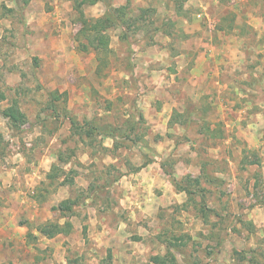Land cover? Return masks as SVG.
<instances>
[{
  "label": "rangeland",
  "instance_id": "obj_1",
  "mask_svg": "<svg viewBox=\"0 0 264 264\" xmlns=\"http://www.w3.org/2000/svg\"><path fill=\"white\" fill-rule=\"evenodd\" d=\"M82 1L0 0V108L17 102L26 115L19 128L0 115V208L8 209L0 217L17 233L0 242V264H154L168 252L178 264H264V227L248 217L264 205V181L257 175L254 188L248 182L234 196L236 187L215 174V162L200 177L189 171L188 161L197 166L194 155L211 147L184 146L181 130L170 135L156 114L169 116V106L164 110L160 99L148 111L135 71L139 53L157 42L155 23L180 43L174 23L205 1L225 26L238 13L244 29L249 0H102L87 5L85 16L88 0L80 6L88 19L129 5L121 26L108 30L110 50L100 58L81 49L89 43L77 10ZM167 85H155L156 95H169ZM105 131L117 135L114 142L103 145ZM169 184L192 194L177 198ZM65 200L74 203L67 212L73 230L49 239L38 228L65 223L57 209ZM258 213L264 219V210Z\"/></svg>",
  "mask_w": 264,
  "mask_h": 264
},
{
  "label": "crops",
  "instance_id": "obj_2",
  "mask_svg": "<svg viewBox=\"0 0 264 264\" xmlns=\"http://www.w3.org/2000/svg\"><path fill=\"white\" fill-rule=\"evenodd\" d=\"M194 1L197 3L199 0ZM249 2L244 29L237 24L238 13L226 11L224 17L231 13L229 15L234 22L225 26L222 13L212 12L205 1L199 4L198 13L185 11L174 23V32L179 28L177 31L182 34L180 43L176 42L171 29L163 30L160 23H155L159 29L157 42L142 50L135 64V71L141 78L139 90L148 92L147 108L148 103L152 106L160 99H164V110L169 106V116L164 117V112L156 113L161 121L167 122L165 129L169 128V134L183 131L187 142L183 145L189 148L198 147L201 143L211 147L202 156L194 155L198 165L194 166L193 161L190 164L189 160L188 170L197 172V177L198 174L200 177L203 168L206 166L207 169L209 162H215V174L229 177L231 186L236 187L234 196H241L245 192L243 186L248 182L249 189L254 188L257 175L261 177V183L264 181V0ZM217 3L222 4L221 0ZM87 5L94 9L96 3L86 4L83 8ZM92 7H86L85 16ZM163 76L169 78L164 80ZM163 84L166 87L169 84V95L161 98L154 91L155 85ZM148 111L152 110L149 108ZM193 128L197 130L194 137L189 133ZM101 139L103 145L107 140L115 141L110 136ZM147 139H152V136L149 134ZM171 143L174 140L169 138ZM149 146L152 147V142ZM225 147L229 148L228 154L222 152ZM145 154L143 157L148 159ZM155 165L152 160L146 166L150 169ZM261 185L264 186V182ZM169 192L181 199L187 195L176 184L175 187L169 184ZM234 202L237 205V201ZM229 205L235 206L232 202ZM245 209L248 211V207ZM1 210L4 216L7 215V208ZM258 210H264V205L256 206L248 217L260 228L264 227V219ZM20 227L29 230L27 226ZM7 236L12 239L17 237V233L6 217H0V242L5 244Z\"/></svg>",
  "mask_w": 264,
  "mask_h": 264
},
{
  "label": "trees",
  "instance_id": "obj_3",
  "mask_svg": "<svg viewBox=\"0 0 264 264\" xmlns=\"http://www.w3.org/2000/svg\"><path fill=\"white\" fill-rule=\"evenodd\" d=\"M96 1V2H95ZM100 0H92V2L89 1L90 4L97 3ZM88 0H83L82 3H80L78 7V12L79 15L82 17L84 20V30H83V36L85 39L88 40V44H82L81 49L88 51L90 49L94 50L99 54L108 52L110 50V43H111V38L108 35V30L111 28H114L116 26H121L122 20L125 18L128 6L122 7L119 10L114 11L110 6L107 14L101 18L98 19H88L85 18L84 14L82 13L81 7L82 4L87 3ZM129 3V0H128ZM120 23V24H119ZM55 96V98H58L60 95L56 92L52 94ZM1 96V95H0ZM1 98L4 99V97L1 96ZM0 115L5 118L6 120L9 121L10 125L13 128H19L26 122V115L20 108L19 104L17 102H13L12 105L8 106L6 109L1 110L0 108ZM72 124L76 127V123L72 121ZM110 136V137H117V135L112 132V131H105L104 136ZM0 137L2 135L0 134ZM61 159V158H60ZM54 169V168H53ZM141 168H137L136 171H139ZM50 179H55L54 174L49 175ZM177 187H179L181 190L185 191L188 195L192 194L191 191L184 187H180L179 185L176 184ZM73 201L71 200H65L60 203L59 207L57 208L60 212H62V217L66 218L67 220L65 221L64 224H60L58 222L56 223H46L38 228L39 232L44 235L45 237L52 239L58 235L61 234H70L73 230V224L71 221H69L70 214L67 215V212L72 213L73 211ZM253 259V258H252ZM251 259V261H252ZM152 262L154 264H178L177 259L174 255L171 253H167L165 256H160L157 255L152 258Z\"/></svg>",
  "mask_w": 264,
  "mask_h": 264
}]
</instances>
